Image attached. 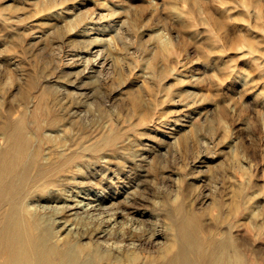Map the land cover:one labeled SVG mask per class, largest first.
I'll list each match as a JSON object with an SVG mask.
<instances>
[{
  "label": "rangeland",
  "instance_id": "obj_1",
  "mask_svg": "<svg viewBox=\"0 0 264 264\" xmlns=\"http://www.w3.org/2000/svg\"><path fill=\"white\" fill-rule=\"evenodd\" d=\"M0 138L56 234L156 255L182 200L264 264V0H0Z\"/></svg>",
  "mask_w": 264,
  "mask_h": 264
},
{
  "label": "bare ground",
  "instance_id": "obj_2",
  "mask_svg": "<svg viewBox=\"0 0 264 264\" xmlns=\"http://www.w3.org/2000/svg\"><path fill=\"white\" fill-rule=\"evenodd\" d=\"M24 141H28V137ZM1 146L0 138V264H256L250 257L246 263L242 246L231 233V228L222 232L218 240L212 234L206 235V225L200 226L195 221L196 216L192 218V212L182 200L171 205L166 212L168 236L156 255L142 256L137 242L130 241V249H127L125 244L114 241L112 232L106 228L99 235L102 242L97 240L103 244L100 247L56 234L53 223L62 224L66 230L74 228L73 223L54 213L46 218L26 202L27 195L40 187L23 192L17 174V159L23 150L17 145ZM95 200L75 199L67 206V211L74 215L86 212L101 222L113 220L114 214L110 215L108 206ZM4 203L7 204L5 208Z\"/></svg>",
  "mask_w": 264,
  "mask_h": 264
}]
</instances>
